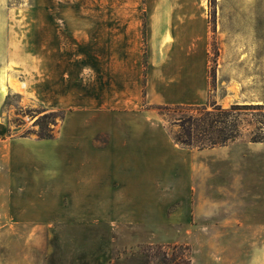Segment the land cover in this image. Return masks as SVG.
Here are the masks:
<instances>
[{"label": "crops", "instance_id": "crops-1", "mask_svg": "<svg viewBox=\"0 0 264 264\" xmlns=\"http://www.w3.org/2000/svg\"><path fill=\"white\" fill-rule=\"evenodd\" d=\"M48 18L62 44L0 67V230L79 231L64 264H121L100 231L186 226L190 264H264V174L254 204L245 174L215 190L199 154L222 146H183L161 111L208 103L214 40L229 105L264 103V0H85L69 26ZM12 96L64 110L53 136L13 133Z\"/></svg>", "mask_w": 264, "mask_h": 264}, {"label": "rangeland", "instance_id": "rangeland-1", "mask_svg": "<svg viewBox=\"0 0 264 264\" xmlns=\"http://www.w3.org/2000/svg\"><path fill=\"white\" fill-rule=\"evenodd\" d=\"M82 3H85V0H0V67H3L5 60L8 59V62L11 60V52L14 51H22V56L25 57H31V52H34L35 57L45 58L48 46L54 45L53 41L56 45L57 42L60 45L63 42L62 33L54 34L52 28H49V24L53 23L48 21V15H54L55 19L58 17L62 19V16L66 15V24L69 26L70 15L78 14ZM55 24L62 26L64 23L56 21ZM65 36L70 38L69 28ZM211 47L213 52L210 64L211 93L208 103L204 106L207 110H212L217 105L229 108L233 104L229 105L225 93L216 85L211 74L219 51L215 40ZM20 101L27 106L20 107L18 105ZM8 104L12 108L10 119L12 132L16 134L38 135L42 122L48 123L46 127L48 126L51 133H54L64 115V110H51L38 102L20 100V96H12ZM196 108L161 107L173 135L183 134L181 125L198 113ZM236 113L240 114L242 120L240 138L228 146L216 148V151L211 149L208 154H199V160L208 162L209 174L213 175V185L217 191L224 186L237 189L240 174L247 175V202L254 204L255 198L251 196V191L261 188L255 187V183H258L264 174V165L259 163L261 158L264 159V147L250 144L251 132L258 130V127H264V106L245 108L234 112ZM257 120L263 121V124ZM262 189L264 190V187ZM216 200L222 199L217 197ZM64 232L71 233L70 237L79 233V231L0 230V264H39L42 263L41 259L47 254L48 249H51L50 260H53V264H64L63 256L69 254L63 252L61 239L65 236ZM100 232H103L104 237L115 236L119 246L121 245L120 249H124V252L130 255L129 258L122 260L121 264H188L187 259L191 255L190 229L186 226H139L125 228L116 234L112 230ZM37 238L41 240V244L32 246ZM113 246L114 244L112 249Z\"/></svg>", "mask_w": 264, "mask_h": 264}, {"label": "trees", "instance_id": "trees-1", "mask_svg": "<svg viewBox=\"0 0 264 264\" xmlns=\"http://www.w3.org/2000/svg\"><path fill=\"white\" fill-rule=\"evenodd\" d=\"M216 55H218V51ZM211 74L215 78V67L211 70ZM262 106L264 105L233 104L229 108H223L217 105L212 110H207L204 105L194 106L197 107L196 110L198 113L189 118L187 122L182 123L183 134H176L174 138L185 147L198 149L228 145L242 135V120L240 114H234V112L251 107L262 108ZM257 122L263 124L261 120H257ZM47 124L46 122L40 123L41 129L38 133L40 138H50L53 136L49 127H46ZM251 135L252 142H263L264 127H258V130L252 131ZM187 260L188 264H190V258Z\"/></svg>", "mask_w": 264, "mask_h": 264}, {"label": "bare ground", "instance_id": "bare-ground-1", "mask_svg": "<svg viewBox=\"0 0 264 264\" xmlns=\"http://www.w3.org/2000/svg\"><path fill=\"white\" fill-rule=\"evenodd\" d=\"M9 86L12 87L13 89H18L19 88V83H17L16 81H14L13 79H9L8 80ZM4 91H6V88H3Z\"/></svg>", "mask_w": 264, "mask_h": 264}]
</instances>
